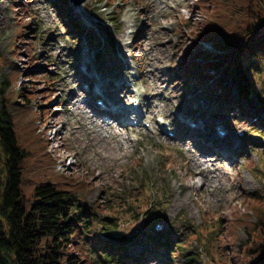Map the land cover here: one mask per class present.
<instances>
[{
  "label": "rangeland",
  "instance_id": "obj_1",
  "mask_svg": "<svg viewBox=\"0 0 264 264\" xmlns=\"http://www.w3.org/2000/svg\"><path fill=\"white\" fill-rule=\"evenodd\" d=\"M21 1L24 12L11 0H0V89H5L4 93L12 90L14 97L17 94L14 105H21L20 93L31 94L30 106L35 114L31 120L32 138H38L49 122L46 141L42 140L44 151L63 184L74 188L75 195L82 197L86 205L92 204L88 209L98 213L104 222L117 224L116 228L129 236L134 230V240L128 236L122 241L107 239L101 235L106 231L102 227L95 229L98 238L86 233L83 239L86 244L77 239L78 245L75 243L74 247L82 244L80 253L86 257L83 264H229L228 256L236 257L227 248L247 239L248 229L264 219V137L252 132L247 122H240L235 112L214 105L194 76L181 71V67L186 64L193 67L197 61L194 56L183 58V51L184 44L190 40L185 33L199 18L198 10L194 9L199 0H85L82 3L86 4L85 14L97 29L88 28L94 33L88 30L82 33L83 25L77 17L83 13L81 7L75 9L69 5L68 12L67 0ZM213 1L220 6L218 0ZM64 9L69 21L76 22L75 31L68 30ZM207 20L216 28L212 30L215 33L217 21L213 17ZM227 30L222 28L216 38ZM191 40L215 53L212 40ZM116 44L125 64L110 68L108 56ZM122 44L127 47H121ZM24 45L25 49L19 52ZM91 47L99 49L94 51ZM88 59L104 67L107 77L114 75L117 84L123 83V92L120 88L113 93L118 99L126 95L125 99L121 97L119 105L140 101L144 105L138 111V116L143 117L138 125L141 132L132 131L129 127L133 124L124 122L101 130L106 138L99 141L98 149L109 156L124 154L119 163L110 158L98 160L93 149L85 145V132L80 129L76 133L82 140L80 144H76L72 133L79 118L75 112L84 108V93L74 75L79 62ZM52 72L54 75L50 76ZM29 73L40 76L33 80L32 90H29ZM5 79L9 85L3 83ZM255 79L257 88L263 86L264 73ZM43 83H48L49 94L39 96L41 90L46 93ZM222 83L231 90L228 100L237 99L229 75H223ZM71 91L77 93L74 99ZM196 99L201 102L196 110L204 112L206 127L216 132L222 120L233 141L241 146L240 151L230 146L226 156L217 158L199 150L202 153H187L189 158H186L185 147L178 146V139L161 136L156 131L158 126L161 129L163 126L166 132H172L169 122L177 114L187 123L184 116L194 117L191 109ZM239 107L255 115L245 100H239ZM42 109L49 115L45 121L38 117ZM126 118L135 121L132 114ZM183 143L190 145L189 140ZM187 161L201 173L188 169ZM104 185L108 187L105 193L100 188ZM128 201L133 203L131 210L135 214L131 219L120 209ZM150 211L159 216L153 225L144 221L137 226V219L145 220ZM109 217L114 218L108 220ZM148 229L156 234L154 240L145 233ZM165 236L171 244L170 250L165 249V244H158L164 243ZM178 244L181 249L172 252ZM99 246L109 249L112 258L106 260L100 256ZM171 252L175 258H169ZM139 255L137 261L133 260ZM191 256L198 262L185 260Z\"/></svg>",
  "mask_w": 264,
  "mask_h": 264
},
{
  "label": "trees",
  "instance_id": "obj_2",
  "mask_svg": "<svg viewBox=\"0 0 264 264\" xmlns=\"http://www.w3.org/2000/svg\"><path fill=\"white\" fill-rule=\"evenodd\" d=\"M218 1L219 7L213 0L197 2L194 9L198 10L196 13L199 18L185 33L190 40L184 44L187 49L183 51V58L198 56L205 60V53L191 39H210L217 51L212 56L213 60L194 63L193 67L186 64L181 67V71L194 76L214 105L235 112L241 121L248 123L252 132L264 137V117H258V114L264 115V83L257 88L255 79L264 73V0ZM11 3L20 11H25L21 0H11ZM63 17L69 26L68 30H75L76 25L69 21L66 9ZM208 17L217 21L215 33L212 30L216 28L208 22ZM224 27L228 30L216 38L217 32ZM24 49L25 45L19 52ZM49 75L53 76L54 73ZM223 75L230 76V84L237 92V99L228 100L231 90L222 83ZM27 76L31 79L29 90H32L33 80L40 76L31 73ZM47 79L50 80V77ZM5 81L3 83L9 85ZM47 85L43 83L46 93L41 90L39 96L49 94ZM4 91L0 89V264H83L86 260L80 253L83 246L79 243V248L74 247L75 243L78 245V240L85 239L86 233H90L91 238H98L95 232L97 227L111 229L116 228L117 224L104 222L98 213L88 209L92 204L86 205L82 197L75 195L74 188L63 184L62 177L53 169V161L44 151L43 138L40 134L38 138H32L31 120L35 119V114L30 106L31 94L20 93L18 98L21 105H14L17 94L14 97L12 90L8 89L7 93ZM240 99L254 110V116L239 107ZM38 117L45 121L49 115L42 109ZM132 205L128 201L120 208L128 213L130 219L135 216ZM147 214L145 220L137 219V226L144 221L152 226L154 219L159 218L154 212ZM217 222L220 226L221 215ZM133 232H130L131 239H134ZM153 233L149 229L146 234L154 240L156 234ZM103 241L109 242L106 239ZM82 243L86 244L87 241L83 240ZM158 244H165L166 250L171 248L167 236L164 243ZM99 248L100 256L106 260L112 258L109 249L104 246ZM176 248L181 249V246L175 245L171 251L174 252ZM227 251L236 257L228 256L229 264H264V219L248 229L247 239L227 248ZM172 252L169 258H175ZM139 257L133 260L137 261ZM191 259L198 262L193 256L185 258Z\"/></svg>",
  "mask_w": 264,
  "mask_h": 264
},
{
  "label": "bare ground",
  "instance_id": "obj_3",
  "mask_svg": "<svg viewBox=\"0 0 264 264\" xmlns=\"http://www.w3.org/2000/svg\"><path fill=\"white\" fill-rule=\"evenodd\" d=\"M81 17L83 21H85L90 27L96 28V24L90 23V21H88L85 16ZM107 44H113V42ZM124 64L125 61L122 57L119 45L116 44V48H114L108 56V67L119 68ZM82 66L83 69L76 68L74 75V78L78 82V87L82 90V92H84L85 96L82 100L84 108L78 107L79 109L75 112L76 117H79L76 128L72 131L74 136H76V144H80L82 142L81 138L76 135V133L79 132L78 130L82 129L86 135L85 145L93 149L94 155L98 160L106 161L110 158V160H112L114 163H119L123 159L124 154L120 153L109 156L107 154H103L98 149L99 141L106 138V135L103 133V131H101L102 128L112 129V126L106 123L102 117H106L108 120L111 119L112 121L120 123L119 120H123L129 112L133 113L135 117L139 115V112L135 106H118L116 108L112 106L115 103L113 93L118 92L120 88H122L120 90L121 93L124 90L123 83L121 82L120 84H117L114 75L102 78L97 71L96 65L91 59L84 61ZM76 94L77 93L74 91L70 92V95L74 96L73 99L76 97ZM99 97L106 102V107H100L95 104L94 99ZM75 103L77 104L76 101ZM182 104L183 102H181L180 106ZM198 120L201 123H204V126L199 127L196 125L194 127H189L182 121L180 114H177L176 118L172 122V137L174 139H178L176 142L178 143L179 147H185L186 158H189L188 154L193 155L194 151L200 152L199 150L204 153L212 154L217 158L226 156L228 153L227 150H229L230 146H232L233 150L235 151L241 150V146H239L236 141H233L234 139L231 138L232 136H230L228 133L227 127L222 120L219 121L221 128L225 130V133L222 136H217L210 128H207V121L204 118L199 117ZM48 124L49 122L45 124V127H43L44 130H41L40 133V136L44 141H46L45 131L49 128ZM135 127H132V130L138 133L141 132L140 128ZM113 135L115 137L118 136L115 132H113ZM181 136H187V138H183ZM185 140H189L190 145L183 143ZM185 163L187 164L188 169L192 170L193 173H201L200 171H196L189 161ZM202 175L206 176L203 173ZM93 187L94 184L92 187L88 188V190L92 189ZM100 188L104 193L108 189L106 185L101 186Z\"/></svg>",
  "mask_w": 264,
  "mask_h": 264
},
{
  "label": "water",
  "instance_id": "obj_4",
  "mask_svg": "<svg viewBox=\"0 0 264 264\" xmlns=\"http://www.w3.org/2000/svg\"><path fill=\"white\" fill-rule=\"evenodd\" d=\"M103 236L111 240H117V241H122L126 238V234L123 231H117V230L106 231L103 233Z\"/></svg>",
  "mask_w": 264,
  "mask_h": 264
}]
</instances>
